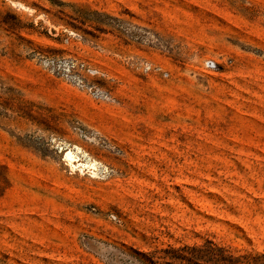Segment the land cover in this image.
Returning <instances> with one entry per match:
<instances>
[{
    "label": "rangeland",
    "instance_id": "obj_1",
    "mask_svg": "<svg viewBox=\"0 0 264 264\" xmlns=\"http://www.w3.org/2000/svg\"><path fill=\"white\" fill-rule=\"evenodd\" d=\"M264 254V0H0V264Z\"/></svg>",
    "mask_w": 264,
    "mask_h": 264
},
{
    "label": "trees",
    "instance_id": "obj_2",
    "mask_svg": "<svg viewBox=\"0 0 264 264\" xmlns=\"http://www.w3.org/2000/svg\"><path fill=\"white\" fill-rule=\"evenodd\" d=\"M130 264H264V254L234 255L206 240L200 244L167 246L146 253L133 252Z\"/></svg>",
    "mask_w": 264,
    "mask_h": 264
}]
</instances>
